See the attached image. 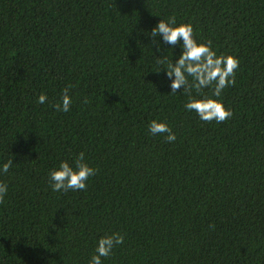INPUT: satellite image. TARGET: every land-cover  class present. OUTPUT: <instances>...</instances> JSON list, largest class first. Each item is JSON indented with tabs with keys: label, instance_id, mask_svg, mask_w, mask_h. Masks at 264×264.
Returning a JSON list of instances; mask_svg holds the SVG:
<instances>
[{
	"label": "trees",
	"instance_id": "16d2710c",
	"mask_svg": "<svg viewBox=\"0 0 264 264\" xmlns=\"http://www.w3.org/2000/svg\"><path fill=\"white\" fill-rule=\"evenodd\" d=\"M0 264H264V0H0Z\"/></svg>",
	"mask_w": 264,
	"mask_h": 264
}]
</instances>
